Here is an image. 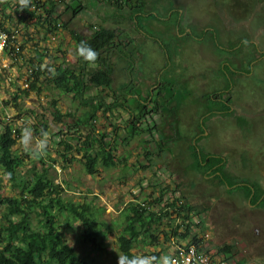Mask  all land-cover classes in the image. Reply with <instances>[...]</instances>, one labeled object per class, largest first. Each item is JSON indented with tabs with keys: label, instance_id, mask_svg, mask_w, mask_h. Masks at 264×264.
<instances>
[{
	"label": "rangeland",
	"instance_id": "rangeland-1",
	"mask_svg": "<svg viewBox=\"0 0 264 264\" xmlns=\"http://www.w3.org/2000/svg\"><path fill=\"white\" fill-rule=\"evenodd\" d=\"M130 1L132 6H128V10H134L132 7L140 6L142 2ZM257 1L185 0L178 14L175 9L179 6H175V2L169 4L171 0H158L155 2L159 3L158 7L153 9L158 31L153 29L152 17L143 18L144 20L139 18L138 29L147 38L146 43L136 36L135 28L125 31V36L122 32L119 33V41L125 45L122 40L127 38L129 48L125 53L122 52L120 58L123 62L118 61V54L112 52L114 65L112 64L111 91L91 88L84 98L99 96L110 103L112 93L118 92L127 78L132 81L131 86L135 85L133 89L136 97L143 100L146 98L145 85L156 79L161 86L150 98L158 100L157 93L162 98H159V102L148 104L149 108L155 107L154 105L162 106V112L170 116L173 107L172 112L185 122L182 129L184 132L179 131L178 139L170 140L163 148L159 146L161 142H157L163 141L162 133L158 132L161 129H158L156 121L148 118L154 126L152 135L144 133L123 143L116 140L114 153L117 165L106 169L99 164L93 176L84 171L80 161L83 155V138L80 142L72 141L73 149L68 153L63 146L54 142L55 138L58 139L54 135L58 132L65 133L66 123L71 124L72 120L55 122L52 115L55 110L53 101L62 114L71 113L76 117L82 115L86 107L47 84L44 76L41 78L39 93L32 92L24 97L18 109L12 104L6 107L5 103L11 100L16 87L25 88V81L29 77V57L34 54L24 51L20 61L11 62L0 71V132L8 124L21 132L16 137L14 146L15 154L23 161L17 170L20 180L30 181L34 172L44 173L46 170L47 176L62 188L63 199L91 205L95 216L105 224L103 230L106 233L107 251L97 254L82 241V228L78 222L71 220L68 223L66 215L57 217L59 232L79 257L91 264H118L121 253L116 248L115 241L124 227L123 210L130 202L143 204L146 200L156 199L161 190H164V199L160 204L154 205L156 210L162 212L167 199L174 197L188 203L195 214L192 220L194 223L200 221L197 223L199 227H193L194 233L202 240L203 248L208 253L223 256L218 253V248L230 245L233 252L230 260H243L247 264L257 260V264H264V210H257L264 208V202L259 206L251 204L242 188L230 190L228 187H220L213 176L199 174L196 164H190L195 160L194 150H207L224 158L225 170L235 177L239 186L246 183L253 188H264V4H257ZM255 4L257 5L253 7ZM163 9L168 10L167 22L161 21ZM182 12L184 14L181 17ZM122 16L125 15L122 13ZM178 19L181 22L176 24ZM178 25V30L185 35L189 33L187 37L178 38L176 34L173 35L172 30ZM22 38L20 40L24 41L25 38ZM157 41L159 42L154 46L152 42ZM163 43H169L171 47V60L166 57L162 59V52L166 53L162 48ZM65 49V63L74 66V51L67 50V47ZM48 53L47 60L55 64L58 54ZM70 54L73 58L71 62L67 61ZM125 64L134 70L131 72V79L127 72L119 69ZM223 65L225 68H222ZM88 70H92L90 66ZM6 76L8 80L5 79ZM10 81L16 84L12 85ZM228 83L233 85V107L236 112L249 118L254 128L244 136L226 117L218 119L219 116H215L212 121L217 125L214 133L206 137L205 148L201 144L197 146L195 143L199 141L200 132L206 135L205 128H210V118H206L205 108L208 106L213 112L218 109L210 99ZM128 92L125 90V97ZM134 102L131 99L128 105L133 107ZM112 111L110 119L99 116L98 121L93 123L94 133H108L113 135V139L123 138L127 136L125 127L119 126L116 130L113 127L117 124L126 125L129 118L120 115L118 109ZM36 120L42 126L45 125L46 129L42 130L40 126L33 128L38 123ZM143 124L145 129L151 127L150 123ZM88 131L89 127L80 128L78 136L86 135ZM162 132L165 135L170 133H166L165 129ZM143 140L150 143L144 144ZM146 152L152 157L145 156ZM64 155L75 160L68 162L63 158ZM148 160L151 165H148ZM141 165L148 167L142 169ZM2 183L5 195H20L21 187L12 188L6 180ZM234 194L238 198L233 197ZM39 212L40 210L30 215L31 227L37 230L42 228L43 222L42 217L38 216ZM5 213V206L0 205L1 235L4 234L2 228L6 225ZM52 213L57 212L53 209ZM155 235L158 243L164 244L161 247H167L170 238H165L161 230L155 232ZM155 246H158L157 243L151 244L149 239L142 237L135 244L133 253L136 256H151L155 252Z\"/></svg>",
	"mask_w": 264,
	"mask_h": 264
},
{
	"label": "trees",
	"instance_id": "trees-1",
	"mask_svg": "<svg viewBox=\"0 0 264 264\" xmlns=\"http://www.w3.org/2000/svg\"><path fill=\"white\" fill-rule=\"evenodd\" d=\"M114 3L117 4L118 1L114 0ZM144 6L146 5L143 4L142 8L139 7L138 11L143 13ZM31 8L30 1H27L20 8L28 16L21 15L19 17L20 23H24L29 18L35 25H40L43 28L45 26L49 33H54L56 29L67 26V24L58 23V19L53 18L51 12H48L44 20H41V16L31 11ZM72 37L77 54L78 45L85 42L99 53L96 60H101L105 65L87 75H83L76 73L75 70L63 67V65L52 66L46 63L45 59L48 57L46 50L36 49L34 55L29 57V68L27 69L29 77L25 81L26 87L23 89L17 86L11 100L5 103V106L12 104L15 109H18L24 97H28L32 92L39 93L43 76L47 84H50L62 94L79 101L80 104L86 107V110L78 117L71 113L62 114L55 107V101H53L52 105L55 110L52 115L55 122L63 123V119L72 120L71 124L66 123L67 130L65 133L58 132L54 135V137L58 136V139L55 138L56 141L54 142L58 146H63L64 151L68 153L73 149L72 141L80 142L83 138L84 142H82L81 149L83 155L80 161L84 171L93 176L99 164L106 169L114 168L117 165L118 160L114 153L116 140L123 143L128 139L140 137L144 133L152 135L151 132L154 128L145 129L143 122L151 117V111L154 112L159 108L153 107L150 109L140 99H137L134 106L130 107L125 98V87L120 88L118 94L112 93L110 103H106L104 98L99 96L84 98L91 88L111 91L113 67L111 64H106L107 56L105 54H108L113 48H118L120 43L116 31L108 29L97 30L86 38L77 34H73ZM15 43L18 44L17 40ZM168 49L170 50V47ZM8 55L13 62H17L23 57L22 48L20 45L18 51L12 48ZM79 58L82 59L80 56ZM5 79L8 80V76ZM11 83L12 85L16 84ZM225 108L228 110L227 107ZM114 109L129 110L133 115L128 127L124 130L127 136L113 139V135L108 133H94L95 126L93 123L98 121L99 116L107 118L108 114L111 115ZM39 126L42 130L46 129V126H42L39 122L37 125H33V128ZM87 127H89L88 133L78 136V130ZM113 128L116 129V127ZM20 133V130L15 129L11 124L5 125L0 132V205L6 208L4 215L6 225L2 228L4 234L1 235L0 233V264H91L79 257L75 250L65 242L59 232L57 217L66 215L68 223L71 220L78 222L82 228V241L97 254H104L107 251L106 233L103 230L105 224L95 216L91 205L63 199L61 197L62 188L47 176L46 170L44 173L34 172L30 181L20 180L17 170L22 166L23 161L14 152L16 137L20 136ZM142 142L147 145L150 143L147 140ZM145 156L152 157L148 152ZM63 158L68 162L75 160V158L68 159L65 155ZM148 165H151L150 160H148ZM148 165H141L140 168L145 169ZM196 167L197 172L203 175L208 173L210 175L218 174L216 179L224 187L231 188L237 184L235 177L227 174L222 159L219 157H211L208 154L200 153L199 156H196ZM219 176H222L224 181ZM3 180H6L12 188L21 187L20 195H5ZM242 188L245 190L247 197L252 194L251 188L247 185H243ZM254 191L255 194L252 197L251 204L258 200V193L261 194L260 188L254 189ZM164 196V190H161L156 199L146 200L143 204L130 202L125 207L122 212L124 227L115 241V246L121 255L127 254L129 257H135L133 249L142 237L149 239L151 244H158V237L155 235L158 230H161L165 238L187 239L191 237L192 243L199 246L203 245L202 240L197 238L195 233L191 234L194 226H200L192 220L195 217L192 207L188 203H184L181 198L174 197L166 201L165 209L162 212H158L157 207L154 205L160 204ZM53 209L56 210V214L52 213ZM38 210H40L38 216L42 217L43 220L40 230L33 229L30 224V215ZM12 217L18 219L15 220ZM217 251L224 255L226 261L232 257V246L230 245H224L218 248ZM160 256V251L152 253L151 257L156 258L154 264H159Z\"/></svg>",
	"mask_w": 264,
	"mask_h": 264
},
{
	"label": "crops",
	"instance_id": "crops-1",
	"mask_svg": "<svg viewBox=\"0 0 264 264\" xmlns=\"http://www.w3.org/2000/svg\"><path fill=\"white\" fill-rule=\"evenodd\" d=\"M27 1H30L32 4L31 11H33L37 15L41 16V20H44V18L47 17L48 12H51L53 14V18L58 19V23L67 24V26L66 27H60V28L56 29V31L54 33H49L46 30L45 26L43 28L40 25H35L33 22H31V20L29 18H28V20L24 21V23H20L19 17L21 15L24 17H28L27 14H25L20 9L24 4H26ZM117 1H118V3L115 4L114 0H0V25H2L3 29H5L7 32H9V33L12 32L14 34L15 33L17 34V36H16L17 42L20 45V47L22 48V52L25 51L27 53L31 52L34 54L35 50L38 49V50H46L45 51L46 53H48V52L51 54L57 53L58 59L55 60V64L50 63L47 60V58L45 59L46 63L51 64L52 66L63 65V67L75 70L76 73L87 75L88 73L94 71L95 69L103 67L105 64H103V62L101 60H96L94 62H85L83 59L80 60V58L76 52L75 43H74V40L72 37L73 34H77V35H80V36L86 38V37H89L93 32H95L97 30L108 29V30H115L119 36L120 32H122V35H124L125 31L134 30V28H135L136 29V31H135L136 36H139L142 39V41L146 43L147 38L144 37V35L140 32V29H138V25H139V18L148 19L149 16L150 17L153 16L152 17L153 22H154L153 29H154V31H158V29L156 28V26H158V23L156 22V20H155L156 17L154 16V13H153L154 12L153 9L155 8V6L158 7L159 3H155L158 0H142V2H140V6L135 5V7H132V9H134V10H130L131 8L128 10V6H132L130 0H117ZM183 1H185V0H171V2L169 4L175 2L176 4L174 3V5L179 6V7L176 6L175 13L178 12V14H179V11H180L179 8L181 6H184ZM143 4H145L146 6L143 7L144 11H143V13H141L140 11H138V8L139 7L142 8ZM162 6H166V5L162 4ZM167 11L168 10L163 9V17H161L162 22H167L169 20L167 15H166ZM122 13L125 16H122ZM127 13H128V16H127ZM183 14H184V12L181 13V17L183 16ZM181 17H180V19H181ZM180 19H178L175 23L179 24V22H181ZM31 27L32 28L34 27V30ZM151 27H152V24H151ZM178 27H179V25L177 26V28H176V26H174V29L172 30L173 35L176 34V36L178 38L187 37L189 33H187L185 35V33H183V31L178 30L179 29ZM161 31H163V30L161 29ZM79 32L84 33V35L80 34ZM124 36H122V37H124ZM22 37L25 38V40ZM21 38L25 42L21 41L20 40ZM152 39L155 41L154 38H152ZM118 41H119V37H118ZM122 41H124L125 45H122L121 41H119L120 46L118 48H113V50H111L108 54H105L107 56V62H106L107 65H109V64L114 65V62L112 59V52H115L116 54H118L117 55L118 57L116 58L118 61H122V59L120 58V57H122V52L124 51V53H125L126 49L129 48L128 43H127L128 39L125 38ZM158 42L159 41H157L155 43L152 42V44L154 46H156ZM167 46L170 47L169 43L168 44H164V43L162 44V48H163L164 52H166L164 54L162 52V59H164V57H166L167 59L171 60V49L169 50ZM66 47H67V50H69V51L73 50L75 53V58H74L75 65L74 66L67 65L65 63V57L64 56L67 52L65 49ZM71 56H72L71 54L68 55V58H70V59H67V61L71 62L70 60H73V58ZM156 56H158V55H156ZM11 62H13V61H11L7 56L4 55L0 59V71L4 67H7L8 64H10ZM89 66L92 69L91 71L88 70ZM222 68H225V65H223ZM119 69L123 70V72L124 71L127 72L128 77H130L131 72L134 71L127 64L121 66ZM130 79H131V77H130ZM131 82L132 81L127 80V78H126V81H124L123 85L118 88V92H119V89L121 87H125L124 93H125V90H127V92L129 91L128 95H126V97H125L127 102H129L131 99H134V101H136L137 99H140L142 102H144L146 105H148V104H151L153 102H157V101L159 102V100H160L159 98H162L161 95L158 93H157V95H159L158 100L156 99V101H154L150 98L151 96H154L156 94L154 92L156 90H158L159 87L161 86V85L157 84L156 79L145 85L144 93H146L145 94L146 98L143 100L140 97H138V98L136 97V95L134 94L135 89H133V88H135V85L131 86L130 85ZM232 87H233L232 84H229V83L224 84V86H223L224 89L222 91L212 95L210 101H211V103H214L218 109H216V111L213 112L210 110V108H208V106H206V108H205L207 110L206 111V115H207L206 118H208V117L210 118V122H208L210 124L209 125L210 128L209 129L205 128L206 135L203 134L204 132L203 133H202V131L200 132L199 141L195 143V144H197V146H198V144H201L200 146L202 148H205L204 147V145L206 143L205 141H207L206 137H208L212 133H214L213 130L215 127H217V125L215 126L214 123H212L213 118L215 119V116H219L218 119L226 117V119L229 122H232V124L235 125V128L237 129V131L243 133L244 136L246 135V133H248L249 131H251L254 128V124L252 126V123L250 122L249 118H245L243 114H241L240 112H236V109L233 107V105H232V94H231ZM153 88H156V89H153ZM151 91H152V95H151ZM118 92H116L115 94H118ZM154 106L158 107L159 109L156 110V111H158V113L155 112L152 115V118H150L151 121H153V120L156 121L157 125L160 127L159 128L157 126L158 129H161L162 131H163V129H165L166 133L168 131L170 132L168 135H165L161 130L157 129L158 132L162 133V137H163V141L159 140L157 142H161V143H159V146H162L164 148L165 143H168L170 140L178 139L179 131L184 132L182 129L184 127L183 124L185 122L182 120V118L179 119V117H177L174 114V112H172L174 110L173 107L170 110L171 115L166 116L162 112V108H163L162 106L161 107L159 105H154ZM225 107H227L228 110H226ZM148 108H149V106H148ZM119 114L120 115L123 114V116H125V115L128 116L129 122H127L126 125L117 124V125H115V126L113 125V126L116 127V129H118L119 126H122V127H125L124 128V130H125L128 127V124L130 123L133 115L131 114V111H129V110H120ZM108 118L109 119L111 118L110 114H108ZM151 121L148 120V122L150 124L152 123ZM197 133H199V132H197ZM176 151L177 152H175V154L178 153L177 147H176ZM200 153L208 154L211 157H219L212 152H208L207 150L197 148V151L194 153L195 161L193 160V162L190 164H196V156L197 155L199 156ZM199 160H200V157H199ZM168 164L171 165V162L170 163L168 162ZM199 174H201V173H199ZM171 175L173 177L175 176L174 174H171ZM259 188L261 189V194L258 193V200L253 203V205H255V206L256 205L259 206L264 201V188H262L260 186H259ZM254 194H255V192H253L251 197H249L250 203H251V200H252V197ZM257 210H264V208H262V209L260 208ZM197 223H200V221ZM191 232H192V234L194 233L193 229ZM174 239H175L174 237H171L168 240L167 247H164V246L161 247V245H164V244H162L160 242L157 244L158 245L157 247L155 246V252H159V251L161 252L160 259L173 250L172 243H173ZM178 240H179V238H178ZM163 248L165 249V252L163 251L164 250ZM221 255H223V254H221ZM217 256H219V255H217ZM220 257H224V255L220 256ZM160 259L158 262H160ZM230 259H228L229 264H247V262L245 263V262H243V260L241 262H235V261H233V259L232 260H230ZM260 260L261 259L259 258L258 261H260ZM249 263L250 264H257V260L256 261H250ZM258 264H262V262H260Z\"/></svg>",
	"mask_w": 264,
	"mask_h": 264
},
{
	"label": "built area",
	"instance_id": "built-area-1",
	"mask_svg": "<svg viewBox=\"0 0 264 264\" xmlns=\"http://www.w3.org/2000/svg\"><path fill=\"white\" fill-rule=\"evenodd\" d=\"M16 36V33H9L0 25V59L5 55L11 60L8 52L12 48L18 51L19 45L15 43L17 40ZM14 40L15 42H13ZM204 237L206 238V236ZM190 238L179 240L175 238L172 243L173 250L163 256L159 264H164L165 258H168L169 264H172V261H175L176 264H229L224 257L211 255L203 248V245L199 246L192 243Z\"/></svg>",
	"mask_w": 264,
	"mask_h": 264
},
{
	"label": "clouds",
	"instance_id": "clouds-1",
	"mask_svg": "<svg viewBox=\"0 0 264 264\" xmlns=\"http://www.w3.org/2000/svg\"><path fill=\"white\" fill-rule=\"evenodd\" d=\"M78 54L85 62H94L99 55L96 50L85 42L78 45ZM28 135L30 136V133ZM155 259L151 256L129 257L127 254H122L118 257V264H154ZM164 264H169L168 258L164 259ZM172 264H176V262L172 261Z\"/></svg>",
	"mask_w": 264,
	"mask_h": 264
},
{
	"label": "flooded vegetation",
	"instance_id": "flooded-vegetation-1",
	"mask_svg": "<svg viewBox=\"0 0 264 264\" xmlns=\"http://www.w3.org/2000/svg\"><path fill=\"white\" fill-rule=\"evenodd\" d=\"M256 3H257V4H258V3H261V4L263 3V4H264V1H262V0H258ZM257 4H255L253 7H255ZM157 110H158V109H157ZM155 112L158 113V111H156V110H155L154 112L151 111V117H150V118H152V115H153ZM150 120H151V119H150ZM153 122H155V121L153 120ZM143 123H149V122H148V119H147L145 122H143ZM156 124H157V123H156ZM143 125H144V124H143ZM150 126H151V127H154V126L152 125V123H151ZM151 127H147L146 129H149V128H151ZM144 128H145V127H144ZM196 145H197V144H196ZM195 152H196V151L194 150V153H195ZM194 153H193V155H194ZM219 158L222 159V164L225 165V162H224L225 160H224V158H223L222 156H219ZM194 159H195V158H194ZM223 160H224V161H223ZM194 161H195V160H194ZM226 164H227V163H226ZM226 172H227V171H226ZM227 174H228V173H227ZM204 175H206V174H204ZM207 175H208V177H212V176H213V177L215 178V180H217V179H216V176H217L218 174L210 175V174L208 173ZM229 175H230V174H229ZM219 177H220V176H219ZM220 178H221L222 181H224V178H223L222 176H221ZM220 178H219V179H220ZM217 182H218V185H219L220 187H223V188H224V185H223V184H219V181H218V180H217ZM243 185H247V184H246V183H243L242 185L239 186L238 183H237L236 185H234L233 187H231L230 190L238 189V188H242ZM247 186L251 188L252 193L255 192L254 189L259 188V187H257V188H253V187H251V186H249V185H247ZM237 187H238V188H237ZM242 189H243V188H242ZM243 190H244V189H243ZM244 192H245V190H244ZM236 195H237V194H234L233 197H237ZM251 195H252V194H251ZM251 195H250V196H251ZM250 196H249V197H250ZM245 197H246L247 199H249V197L246 196V192H245ZM237 198H238V197H237ZM252 204H253V203H252Z\"/></svg>",
	"mask_w": 264,
	"mask_h": 264
},
{
	"label": "bare ground",
	"instance_id": "bare-ground-1",
	"mask_svg": "<svg viewBox=\"0 0 264 264\" xmlns=\"http://www.w3.org/2000/svg\"><path fill=\"white\" fill-rule=\"evenodd\" d=\"M12 61V60H11ZM26 85V84H25Z\"/></svg>",
	"mask_w": 264,
	"mask_h": 264
}]
</instances>
